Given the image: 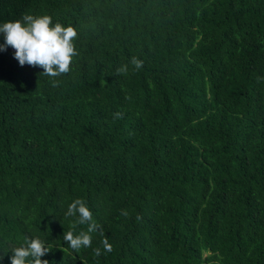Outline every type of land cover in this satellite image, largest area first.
<instances>
[{
	"label": "trees",
	"instance_id": "1",
	"mask_svg": "<svg viewBox=\"0 0 264 264\" xmlns=\"http://www.w3.org/2000/svg\"><path fill=\"white\" fill-rule=\"evenodd\" d=\"M25 14L79 55L49 78L0 52V264L37 237L49 264H264V0H0Z\"/></svg>",
	"mask_w": 264,
	"mask_h": 264
},
{
	"label": "clouds",
	"instance_id": "2",
	"mask_svg": "<svg viewBox=\"0 0 264 264\" xmlns=\"http://www.w3.org/2000/svg\"><path fill=\"white\" fill-rule=\"evenodd\" d=\"M0 34H3L0 52H5L8 48L13 49L14 59L21 67L27 65L33 68H42L41 75L49 78L67 75L72 69L74 58L79 55L75 43L78 38L76 28L71 25L64 26L60 22L53 23L52 17L48 15L25 14L21 19L2 22L0 23ZM130 63L135 70L143 67V61L136 57H132ZM116 71L118 75L126 74L128 65L125 64ZM126 98L130 99V97ZM114 118L122 119L123 113L116 112ZM65 215L69 217L78 215L76 224L88 225L87 232L80 231L79 234H74L70 230L64 233L63 238L68 247L77 252L82 248L91 247L90 233L97 231L99 226L93 220V214L85 201L82 199L73 201L68 206ZM121 215L129 217L127 210H121ZM136 219L140 221L142 217L137 216ZM101 235H103L102 232ZM102 245L105 252L113 251V246L107 238L102 240ZM11 252L13 253L11 264H49L48 260L42 259L49 252V247L38 237L26 239L24 244L13 247ZM101 254L100 248L93 249L94 257H99Z\"/></svg>",
	"mask_w": 264,
	"mask_h": 264
}]
</instances>
